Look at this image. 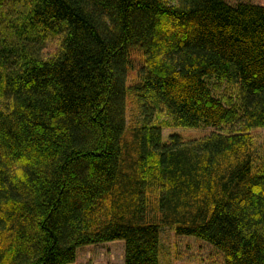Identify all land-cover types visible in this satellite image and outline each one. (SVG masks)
<instances>
[{
	"label": "trees",
	"instance_id": "obj_1",
	"mask_svg": "<svg viewBox=\"0 0 264 264\" xmlns=\"http://www.w3.org/2000/svg\"><path fill=\"white\" fill-rule=\"evenodd\" d=\"M161 112L215 131L164 143ZM259 129L264 6L0 0V264L116 242L124 264H162L166 229L264 264Z\"/></svg>",
	"mask_w": 264,
	"mask_h": 264
},
{
	"label": "rangeland",
	"instance_id": "obj_2",
	"mask_svg": "<svg viewBox=\"0 0 264 264\" xmlns=\"http://www.w3.org/2000/svg\"><path fill=\"white\" fill-rule=\"evenodd\" d=\"M231 5L239 3H251L264 6V0H226ZM58 46L57 42H47L45 55L50 56ZM135 76V75H134ZM131 76V80L135 77ZM212 89L219 98H228L230 93L225 85L218 88L215 80H210ZM136 109V108H135ZM135 109L129 108L128 117H135ZM161 121L166 122L163 130V142L168 143L174 134L181 136L184 141L202 139L210 135L215 129L212 128H171V119L161 112ZM255 140L256 168L264 167V129L252 132ZM162 264H225L224 255L213 246L194 237H179L172 229H166L161 236ZM124 242L109 243L98 246L83 247L78 250V257L75 264H123Z\"/></svg>",
	"mask_w": 264,
	"mask_h": 264
},
{
	"label": "clouds",
	"instance_id": "obj_3",
	"mask_svg": "<svg viewBox=\"0 0 264 264\" xmlns=\"http://www.w3.org/2000/svg\"><path fill=\"white\" fill-rule=\"evenodd\" d=\"M16 175H17L18 177H20L21 179L23 178V175H22V173H21L20 171H17V172H16Z\"/></svg>",
	"mask_w": 264,
	"mask_h": 264
},
{
	"label": "crops",
	"instance_id": "obj_4",
	"mask_svg": "<svg viewBox=\"0 0 264 264\" xmlns=\"http://www.w3.org/2000/svg\"><path fill=\"white\" fill-rule=\"evenodd\" d=\"M124 249H125V247H123V258H122L123 264H124ZM77 257H78V252H77Z\"/></svg>",
	"mask_w": 264,
	"mask_h": 264
}]
</instances>
